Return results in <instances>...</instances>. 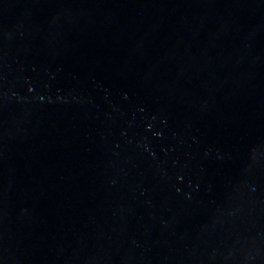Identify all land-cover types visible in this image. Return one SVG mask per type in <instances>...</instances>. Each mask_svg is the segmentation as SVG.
<instances>
[{"label": "water", "instance_id": "water-1", "mask_svg": "<svg viewBox=\"0 0 264 264\" xmlns=\"http://www.w3.org/2000/svg\"><path fill=\"white\" fill-rule=\"evenodd\" d=\"M0 264H264V0H0Z\"/></svg>", "mask_w": 264, "mask_h": 264}]
</instances>
